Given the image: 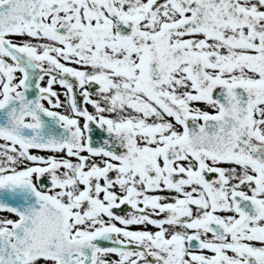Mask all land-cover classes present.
I'll return each instance as SVG.
<instances>
[{
  "label": "snow or ice",
  "instance_id": "1",
  "mask_svg": "<svg viewBox=\"0 0 264 264\" xmlns=\"http://www.w3.org/2000/svg\"><path fill=\"white\" fill-rule=\"evenodd\" d=\"M0 264H264V0H0Z\"/></svg>",
  "mask_w": 264,
  "mask_h": 264
}]
</instances>
